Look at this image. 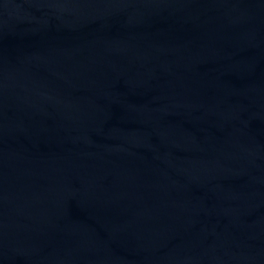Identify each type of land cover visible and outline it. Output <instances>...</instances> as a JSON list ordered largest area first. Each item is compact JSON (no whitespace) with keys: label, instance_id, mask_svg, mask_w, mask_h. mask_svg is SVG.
I'll return each instance as SVG.
<instances>
[{"label":"water","instance_id":"water-1","mask_svg":"<svg viewBox=\"0 0 264 264\" xmlns=\"http://www.w3.org/2000/svg\"><path fill=\"white\" fill-rule=\"evenodd\" d=\"M0 264H264V0H0Z\"/></svg>","mask_w":264,"mask_h":264}]
</instances>
